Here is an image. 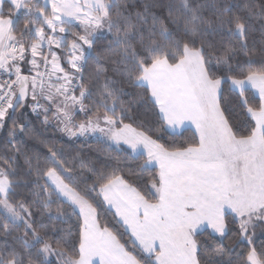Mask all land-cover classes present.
<instances>
[{
    "label": "snow or ice",
    "instance_id": "obj_1",
    "mask_svg": "<svg viewBox=\"0 0 264 264\" xmlns=\"http://www.w3.org/2000/svg\"><path fill=\"white\" fill-rule=\"evenodd\" d=\"M0 264H264V0H0Z\"/></svg>",
    "mask_w": 264,
    "mask_h": 264
},
{
    "label": "trees",
    "instance_id": "obj_2",
    "mask_svg": "<svg viewBox=\"0 0 264 264\" xmlns=\"http://www.w3.org/2000/svg\"><path fill=\"white\" fill-rule=\"evenodd\" d=\"M257 40L259 39V34H256L255 37ZM210 40H216L218 39V37H210ZM104 65V61H101L99 66H103ZM94 67H96V65H92L90 64L88 71L91 72L94 70ZM137 115L139 116L140 120H144L147 122H151L153 117L151 115V112L149 111V109L147 108H141L138 110ZM33 134L36 136H40V137H47L49 139H57L60 138L61 134H59L58 132H53V129L50 127H46L44 125H42L39 121H34L33 122ZM23 140H25L29 145H32V141L28 140V138L22 137ZM66 138H60L59 139V145L58 146H64L63 145V141ZM36 148H41L42 146L40 145H35ZM74 147L76 149H82L84 152L86 153H96L97 152V148L98 146L96 145V143L94 142V140H92L91 138L88 139V141L86 142H76ZM134 179V178H133ZM72 226V221H69L66 224H62L61 227L62 228H69Z\"/></svg>",
    "mask_w": 264,
    "mask_h": 264
}]
</instances>
